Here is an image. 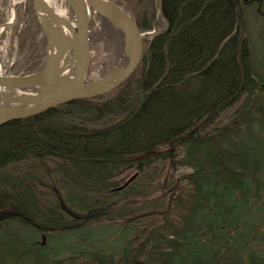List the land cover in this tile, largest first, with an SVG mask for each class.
<instances>
[{
    "label": "trees",
    "instance_id": "obj_1",
    "mask_svg": "<svg viewBox=\"0 0 264 264\" xmlns=\"http://www.w3.org/2000/svg\"><path fill=\"white\" fill-rule=\"evenodd\" d=\"M26 1L18 37L45 45ZM117 1L144 32L132 73L0 124V264H228L222 252L264 234V54L256 70L244 23L247 7L263 18L264 47L263 0ZM31 54L22 73L42 64ZM139 90L135 115L97 132ZM86 228L98 232L81 248L43 254Z\"/></svg>",
    "mask_w": 264,
    "mask_h": 264
},
{
    "label": "water",
    "instance_id": "obj_2",
    "mask_svg": "<svg viewBox=\"0 0 264 264\" xmlns=\"http://www.w3.org/2000/svg\"><path fill=\"white\" fill-rule=\"evenodd\" d=\"M35 19L46 40L45 57L35 71L25 74L0 72V89L8 93L28 89L32 93L18 98L26 106L10 104V97L0 93V124L37 115L54 106L83 98H91L108 92L124 81L137 66L141 57L140 32L132 15L117 0H65L73 15L74 24L57 15L44 0H29ZM94 13L118 28L126 42L127 60L117 70L105 72L100 77L87 81L91 56L88 37L89 14ZM68 54L70 63L63 65ZM142 92L130 111L114 124L97 132L112 130L132 118L142 103ZM173 191L168 195L169 206ZM163 212V211H157ZM146 214V213H143Z\"/></svg>",
    "mask_w": 264,
    "mask_h": 264
},
{
    "label": "rangeland",
    "instance_id": "obj_3",
    "mask_svg": "<svg viewBox=\"0 0 264 264\" xmlns=\"http://www.w3.org/2000/svg\"><path fill=\"white\" fill-rule=\"evenodd\" d=\"M15 3V19L13 24L5 29L0 35V72L3 74H25L22 73L23 66L28 60L29 52L33 57L38 54L40 56V62L44 60L45 57V45H40L38 37L40 32H35L33 34V41L35 45L33 48L28 47L30 36H26L22 41H20L18 35L23 29L25 30L29 24V15L25 10L26 0H16ZM18 3V4H17ZM264 3V0H263ZM10 7V0H0V25L4 23L6 19V12ZM251 7L246 8L244 12V23L246 27V40L252 50V61L256 70H261L263 66V54L264 47L259 37V33L262 29L263 18L256 16L251 12ZM67 19L73 21V15L68 7ZM29 32V30H28ZM26 32V34H29ZM152 31H147L149 34ZM144 32H142V35ZM2 36V37H1ZM88 37L90 43V61L87 72V81L94 80L101 75H103L108 70V64L115 60L121 52V35L117 34V29L105 19H100L97 14L92 13L88 20ZM22 45L20 46V43ZM174 187V186H173ZM172 189L163 191V193H169ZM144 224V223H143ZM98 228H86L70 237H58L52 235L48 242H45V246L42 250L43 254H52L54 252L61 256L67 255L65 250L68 249L70 245L71 249L77 250L81 248L86 242L91 240L97 235ZM31 234V233H30ZM109 235V233H108ZM40 240V237L38 236ZM205 238V237H204ZM45 241V240H44ZM44 244V242H43ZM245 251H252V254L259 255L263 257L264 260V234H260L257 241L251 240L245 245ZM225 254V252H222ZM224 256V255H222Z\"/></svg>",
    "mask_w": 264,
    "mask_h": 264
},
{
    "label": "bare ground",
    "instance_id": "obj_4",
    "mask_svg": "<svg viewBox=\"0 0 264 264\" xmlns=\"http://www.w3.org/2000/svg\"><path fill=\"white\" fill-rule=\"evenodd\" d=\"M44 1L53 9V11L57 15L67 19L68 4L65 0H44ZM16 2H18V1L10 0V7H9L8 11L6 12V19H5L4 23H2L0 25V35L5 29L9 28L13 24L14 20H16L15 19V16H16L15 7H14ZM25 5H26V3H25ZM91 14L92 13L89 14V17ZM100 19L102 20L103 18L100 17ZM70 24H74V22L72 21ZM117 34L121 35V37H120V41L122 44L121 52L115 60L111 61L108 64L107 72L120 69L125 64V62L127 60L126 42L123 38L121 31L118 28H117ZM65 63H70V59H68V54L64 57L63 65H65ZM0 93L9 95L10 104L18 105V106H26L27 104L25 102L21 101L18 97L21 94H26V93H32V95H33L34 91L31 90L30 88H28V89L16 90V91H14V93H9V92L7 93L5 89H0Z\"/></svg>",
    "mask_w": 264,
    "mask_h": 264
},
{
    "label": "flooded vegetation",
    "instance_id": "obj_5",
    "mask_svg": "<svg viewBox=\"0 0 264 264\" xmlns=\"http://www.w3.org/2000/svg\"><path fill=\"white\" fill-rule=\"evenodd\" d=\"M231 252L232 251H230L228 254H224V256H221L220 259L222 260L224 258V263L228 264H249L250 258L254 257V255H252V251L250 250L245 251V249H239L235 252ZM214 262L215 264H221L220 261L217 260H214Z\"/></svg>",
    "mask_w": 264,
    "mask_h": 264
}]
</instances>
